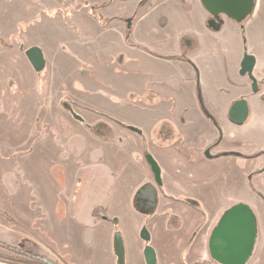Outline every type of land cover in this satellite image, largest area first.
I'll return each mask as SVG.
<instances>
[{"label":"crops","instance_id":"obj_1","mask_svg":"<svg viewBox=\"0 0 264 264\" xmlns=\"http://www.w3.org/2000/svg\"><path fill=\"white\" fill-rule=\"evenodd\" d=\"M259 6L264 16L258 0L244 27L225 17L223 28L214 32L200 0H0V127L10 133L4 138L9 142L0 140V183L8 197H19L22 220L34 221L33 230L45 239L40 244L49 240L55 252L69 256L64 240L54 238L67 227L65 220L78 237L73 238L78 254L71 260H86L101 243L106 258L99 264H117L114 235L120 230L126 264H147L139 236L146 222L159 264H220L209 252L212 228L228 206L246 202L259 219V240L248 264H264ZM33 48L43 55L41 70L27 57ZM245 52L256 57L258 92L240 73ZM243 98L249 116L238 123L230 109ZM64 99L83 120L65 114ZM64 130L70 131L68 139ZM18 138L17 147L11 139ZM43 140H52L58 150L59 141L67 140L72 150L65 159L58 151L49 160L47 149L37 146ZM146 151L162 177L159 211L150 218L133 205L146 183L155 185ZM32 158L45 170L59 172L61 183L81 172L82 195L91 201L86 209L93 207L94 217L101 219L103 241L55 197H49L48 206L44 198L42 219L35 217L23 190L27 180L14 174L18 165L22 176L32 169ZM165 192L199 200L206 219L187 218L189 209ZM46 220L50 224H40ZM197 223L199 231L193 233Z\"/></svg>","mask_w":264,"mask_h":264},{"label":"rangeland","instance_id":"obj_2","mask_svg":"<svg viewBox=\"0 0 264 264\" xmlns=\"http://www.w3.org/2000/svg\"><path fill=\"white\" fill-rule=\"evenodd\" d=\"M261 3H264V0H260ZM257 14L255 17V21L264 27V16L260 13L263 11L261 9V6L257 9ZM245 38V37H244ZM63 110H65L66 115H71V111L69 109H65L63 107ZM33 115V114H32ZM61 123V122H59ZM75 123V122H74ZM54 133L56 134V128L53 129ZM65 133V139H68V136L66 135L67 132H70L69 130L63 131ZM5 137L9 138L10 133L8 132L7 128H4L3 126L0 127V140L3 142H9ZM6 140V141H5ZM12 144L20 145V140L18 139H11ZM42 144V145H41ZM45 149H47V157L49 160H51L53 157V153L62 152L63 158H67L68 154L70 152L71 147H69L67 140H60L59 146L60 150L53 144L52 140H43L39 141L37 143V146H40ZM19 150V151H18ZM52 151V152H51ZM20 149H16L14 153H20ZM16 154V156H18ZM14 155V154H11ZM36 158L31 159V164L33 165L32 169H29L28 171H24V176H22V171L19 168V165L16 167L14 174L17 177V180H20L18 178H22L24 181L27 180V187L23 189L27 196L29 197V203H30V209L34 213L35 217L41 218L44 214V204L43 199L45 198V203L47 202L48 206V199L49 197H55V200L62 201L63 205L66 208V211H68V208L75 212L76 216H79L80 222L82 225L86 227L89 231H96L97 235L99 236V240L103 241L102 237L100 238V233L103 235V230L99 224L101 219L98 217H94L93 215V207L91 210L86 209L87 206L91 203L89 198L83 197L82 191H83V182H81L82 174L74 173L71 175L72 179L70 180L67 176L65 178L64 183H61L60 181L63 180L62 177H60L59 172L55 171V173L49 171L48 169L45 170L42 166H38L36 162L32 163V161H35ZM31 168V166H30ZM2 173L0 172V177ZM109 176H111L109 174ZM8 179V177H7ZM77 183V184H75ZM5 188L0 183V262H3L2 258L3 256H16L15 252L9 250L7 246L4 247V245H10L14 248H17L21 251H28L33 254L37 255H45L49 257L50 259H59L68 260V264H99V262H102V257L104 256L106 258L105 253H101L100 247L102 244L100 243L97 247L96 253H92L86 260L83 261V258H78L75 261L71 260L69 256L75 257V247L73 245V238H78L76 234V228L71 225L70 222H67L64 220L63 224L67 225V227L62 228V233L59 235H56L54 237L56 240L63 241L64 247L69 256H66L65 254H60L57 251L55 252L52 248V244L47 241L48 244H40L41 240L42 242L45 240L44 237L40 234V232H36L33 230L34 227H36L34 221L27 220L26 223L22 220L24 218V210L20 208L17 196L16 198H10L7 196V194L4 193ZM70 190L72 193H74V197L70 198L69 193ZM74 191V192H73ZM71 193V195H72ZM19 195V194H18ZM69 205L71 207H69ZM29 209V210H30ZM77 209L81 211V213H77ZM28 210V211H29ZM70 211V212H71ZM40 215H39V213ZM41 216V217H40ZM42 219V218H41ZM33 223L32 225L29 223ZM40 224L42 225H48L50 224V221H43ZM50 227V225H49ZM28 229V231H27ZM78 230V228H77ZM4 243V244H3ZM72 254V255H71ZM5 259V258H4ZM9 262H4L7 264H11L10 262H15L14 259H8ZM96 261V262H95Z\"/></svg>","mask_w":264,"mask_h":264},{"label":"water","instance_id":"obj_3","mask_svg":"<svg viewBox=\"0 0 264 264\" xmlns=\"http://www.w3.org/2000/svg\"><path fill=\"white\" fill-rule=\"evenodd\" d=\"M208 11L207 27L219 32L224 25L225 17L244 27L245 22L253 15L258 0H200ZM27 57L36 70L44 66L43 55L38 48L26 51ZM256 57L245 52L241 62V75H248L252 80L254 92L259 91L257 78L253 74ZM75 118L83 120L73 108H68ZM231 117L238 123H244L249 116L247 100L237 99L231 109ZM136 129L135 127H130ZM146 158L150 164L155 179L162 183L161 169L155 158L146 151ZM141 238L145 241L144 256L147 264H159L156 249L151 242V233L144 226ZM259 240V219L255 209L246 202H236L228 206L212 228L209 238V252L211 258L220 264H248L253 258ZM114 252L117 264H126V249L123 234L117 230L114 235ZM0 264H7L0 262Z\"/></svg>","mask_w":264,"mask_h":264},{"label":"flooded vegetation","instance_id":"obj_4","mask_svg":"<svg viewBox=\"0 0 264 264\" xmlns=\"http://www.w3.org/2000/svg\"><path fill=\"white\" fill-rule=\"evenodd\" d=\"M72 104V103H71ZM70 104V101H68V99H64L62 101V105L65 109H68V108H73V110L75 111L74 107ZM77 113V112H76ZM73 115V114H72ZM74 116V115H73ZM146 158V157H145ZM147 159V158H146ZM150 165V164H149ZM151 167V166H150ZM152 169V168H151ZM153 171V170H152ZM154 174V172H153ZM154 178H155V175H154ZM147 184V183H146ZM145 184V185H146ZM150 184V183H148ZM149 189L145 190V191H142L141 193H136L135 195V198L133 200V205H134V208L136 209L135 207V204L136 206H138V208L142 209V211L144 210L145 211V216L146 217H153L155 214L158 213L159 211V204H160V194H159V191H161L160 189L162 188V183H158L155 179V185L154 183L153 184H150L149 186ZM146 187V188H148ZM138 194V195H137ZM146 194V195H145ZM145 195V196H144ZM165 197L175 201L176 203H179L180 205H183L184 207H186L185 209H189L188 211H190V213H186L184 212V215L191 219V217L189 215L193 214L194 216L193 217H198V218H201L203 219V221L206 219V216H207V212H206V209L204 207V205L199 201V200H195V199H191V198H187V197H181V196H174V195H171V194H167L166 192L164 193ZM190 199V200H188ZM136 202V203H135ZM96 213H98V211L96 210L95 211ZM101 216L103 217L104 216V213H101ZM106 217V216H105ZM190 223V222H189ZM195 225H198L195 224ZM194 225V226H195ZM147 226V223L145 222L143 224V226L141 227L140 229V232H139V236L141 237V231H142V228ZM190 226V224H189ZM188 226V227H189ZM192 228V227H191ZM190 228V229H191ZM199 229V225L195 228V232L193 233H198V230ZM149 230V228H148ZM150 232V231H149ZM142 239V238H141ZM151 240H152V235H151ZM142 241L145 243V241L142 239ZM151 243V242H150ZM154 247V246H153ZM145 248V247H144ZM155 248V247H154ZM186 250V247L185 249L183 250V254ZM157 252V251H156ZM44 256L45 258L49 259L50 261H52L53 263L55 264H68V260L66 259H63V260H55V259H50L49 257L45 256V255H42ZM158 256V255H157ZM200 262H196L195 264H199Z\"/></svg>","mask_w":264,"mask_h":264},{"label":"trees","instance_id":"obj_5","mask_svg":"<svg viewBox=\"0 0 264 264\" xmlns=\"http://www.w3.org/2000/svg\"><path fill=\"white\" fill-rule=\"evenodd\" d=\"M149 185L150 184L147 183L137 193L138 194L141 193ZM188 200H190V199H188ZM135 207L138 210L142 211V209L138 208V206H136V204H135ZM5 246H7L9 248V250L15 252L16 256H14V257L13 256H9V255L8 256H3V258H2L3 262H9L8 259H14L15 262H10L11 264H55V263H53L52 261H50L49 259L45 258L42 255L33 254L31 252H28V251H21V250H19L17 248H14V247H12L10 245H6V244L4 245V247Z\"/></svg>","mask_w":264,"mask_h":264}]
</instances>
